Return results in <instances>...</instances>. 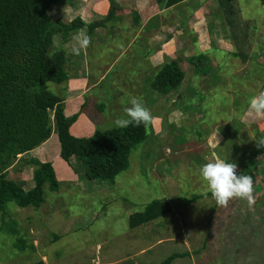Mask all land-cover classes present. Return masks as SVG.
<instances>
[{
    "label": "rangeland",
    "instance_id": "rangeland-1",
    "mask_svg": "<svg viewBox=\"0 0 264 264\" xmlns=\"http://www.w3.org/2000/svg\"><path fill=\"white\" fill-rule=\"evenodd\" d=\"M234 3L239 12L233 11L230 19L236 33L241 31L243 38L244 34H250V39L257 33H264V0H235ZM230 5L234 10L233 2ZM224 30L226 33L230 31L226 24ZM237 36L240 38V33ZM142 39L143 36L128 54L133 49L137 51ZM235 46L244 51L241 45ZM250 46V56L244 62L226 51L217 50L211 61L203 54L204 58L195 56L184 65L182 84L180 82L177 90L170 94V91L163 92L160 108L154 112L158 123L154 124L153 119L150 124L144 125L145 139L130 149L128 163L131 168L138 161L135 157L138 152L151 154L150 164H156V170L151 168L150 172L143 170L142 173L140 170L134 173L132 177L136 187L121 183L122 173L111 186L99 182L106 187L99 194L82 192L74 187H66L63 191L57 188L51 192L44 185V215L31 207L17 208L8 201L6 215L3 218L0 215V264H34L40 261L41 255L46 264H93L94 259L101 264H159L173 253L186 252L178 244L173 248L156 246L137 256L136 251L150 245L152 240L130 238L129 234H133L130 232L126 237V230L129 229L126 228L121 200L130 203L147 201L159 195L162 197L157 179L175 187L172 194L179 198L175 202L178 204L175 209L177 217L175 213L168 217L172 220L175 235L188 244L191 252V255L175 259L170 264H264V154L254 157L255 163L249 164L253 173L255 205L250 208L246 200L233 199L231 203L236 209L233 222L212 232L210 228L207 231V227L215 200L212 197H194L204 194L192 193L186 184V159L185 153H181L184 150L194 152L200 170L206 163L205 158L199 155L208 149L205 140H202L207 133L215 129L221 132L225 140L222 146L224 152L230 150L229 146H233L238 137L245 141L250 151L256 139L264 138V116H257L249 110L250 99L264 92V43L253 39ZM54 51L50 47L48 54ZM218 68L221 79L212 78L210 81L215 72L206 74ZM110 81L113 80L107 76L102 87L106 88ZM46 86L49 92L55 93L56 85L47 83ZM185 88L188 90L185 91ZM106 99H113V96H106ZM171 99L177 109L172 110L168 105ZM248 136L254 138H251L252 142ZM244 147H240L244 151L242 155L246 153ZM241 161L230 160L237 166ZM145 179L149 185L146 186V198H142L140 180L144 182ZM139 205L131 204L132 211H140L142 207ZM25 213L31 215V222L40 230L37 231L36 241L46 243L45 247L32 246V236L21 220Z\"/></svg>",
    "mask_w": 264,
    "mask_h": 264
},
{
    "label": "crops",
    "instance_id": "crops-1",
    "mask_svg": "<svg viewBox=\"0 0 264 264\" xmlns=\"http://www.w3.org/2000/svg\"><path fill=\"white\" fill-rule=\"evenodd\" d=\"M234 2L235 0L233 1L234 11L239 12ZM111 7L112 15L101 26L95 27L90 34L87 32L91 37V43L88 49L82 51L80 55H73L70 50L75 45V37L81 28L65 35L55 34L52 37L51 48L63 52L66 60L64 71L67 75V80L62 85H57L55 94L60 97L63 115L65 117L76 115L74 122L69 127L70 135L75 138H87L93 135L95 131L102 132L119 128L114 125V120L125 115L123 110L129 106L126 102L131 96L142 97L144 105L153 112L154 124L158 123V118L154 112L160 108V101L164 93L152 91L151 83L155 73L166 61H176L184 78L183 67L195 56L204 58L203 54H205L211 61V56L215 51L222 50L236 57L234 54L238 47L235 45L239 44L244 49L247 56L246 60H248L252 47L250 46L251 41L254 39L255 42L264 43V33L261 35L257 33L252 39L247 33L244 34L243 38L242 32L238 31L240 39L235 29H233L232 36L230 31L226 33L223 16L216 0H181L171 5H167L165 1L157 4L156 0H57L47 8L46 16L50 22L59 20L63 23H69L73 19H79L82 23L89 24L105 18ZM120 34L123 35L119 37ZM142 36V43L137 45V51L133 49L132 53L128 54L131 47ZM236 37L237 40H235ZM228 47L231 49L228 50ZM212 72L215 74L209 78L210 81L212 78L221 79L219 68L217 71H209L206 75H210ZM107 76L113 81H110L106 88H103L102 83ZM179 86L180 84L177 87ZM177 87L168 89L166 92L170 91V94L176 91ZM189 88L191 89V87ZM187 90L188 88H185V91ZM111 95L113 99H106V96ZM105 102L106 105L104 106ZM168 105L172 110L177 109L174 107L173 99L169 101ZM170 120L172 121V116H170ZM219 126L221 127V121ZM215 130L207 133L202 139L203 142L205 140V147L208 149L199 156H203L206 163L216 159L226 162H230L232 159L241 161L244 157L247 158L251 155L252 150L250 151V147L245 145V141L240 140L239 137L234 140L233 146H229L230 150L224 152L222 146L225 140H223L221 132ZM248 138H250L249 141L251 138L254 139L251 136ZM241 146H245L246 153L244 155H242L244 151L240 149ZM183 152L187 166L185 168L186 184L192 193L204 194L206 183L199 174L197 157L194 152L184 150L181 153ZM135 157L138 161L133 163L134 167L131 168L128 163L127 168L121 172L124 177L119 179L121 183L129 184L131 188L136 187L132 177L135 172L140 170L142 173H144L143 170L150 172L151 168L156 170V164L154 162L150 164L151 154L138 152ZM211 158L215 160L209 161ZM29 160L49 163L58 182L57 188L62 191L66 187H74L82 192L99 194L106 189L105 184L111 186L118 177L117 175L112 183L105 182V184L86 180L83 176V165L78 158L71 156L67 162H64L59 157V145L53 127L49 137L43 143L18 155L6 171V178L20 186L23 191H27L33 186L31 165L27 163ZM157 180V187L163 193L162 197L159 195L147 201L130 202L137 206L141 204L139 205L140 208L142 207L140 211H132L131 204L121 200V206L126 217V228L129 229L126 230V237L127 233L130 232L133 233L129 234L128 237L130 238L152 240L150 245L142 246L136 251L137 256L146 254L156 246L173 248L175 245L181 244L186 252L173 254H185L180 257L184 258L191 255L188 244L175 235L171 225L172 220L168 217L175 213L178 206L175 202L179 198L172 194V189L175 188L173 185L163 184L160 179ZM140 184L143 186L141 197L146 198L147 193L145 191L148 189L146 186L149 184L146 179L144 182L140 180ZM152 200L167 203L170 211L155 220L129 228L128 217L141 212L145 205ZM231 202L232 200L227 208L218 205L214 208L208 222L212 232H217L233 222L236 209ZM44 205L43 199L37 208L27 207H31L39 214L44 215L45 211L43 210L46 208ZM175 217H177L176 213ZM31 219V215L26 213L21 219L24 221V226L27 227L26 230L29 235L32 236L31 244L34 248L41 245L45 247L46 243L36 241L37 231L40 230L34 227ZM97 260L94 259L93 264H101ZM40 261L46 264L43 255H41Z\"/></svg>",
    "mask_w": 264,
    "mask_h": 264
},
{
    "label": "trees",
    "instance_id": "trees-1",
    "mask_svg": "<svg viewBox=\"0 0 264 264\" xmlns=\"http://www.w3.org/2000/svg\"><path fill=\"white\" fill-rule=\"evenodd\" d=\"M57 0H0V215H6V204L11 201L18 208H37L43 202V186L56 191L58 182L49 163L29 160L32 188L23 191L13 181L6 178V171L18 155L28 152L43 143L53 127L59 145V157L67 162L71 156L78 158L84 168L86 180L113 182V179L128 166L130 149L145 139L144 125L127 128H112L95 132L87 138L70 135L69 127L76 115L65 117L60 97L47 90V83L62 85L67 80L64 71L65 57L62 51H48L55 34L65 35L86 28L92 30L101 26L112 15V7L107 16L89 24L73 19L69 23L59 20L50 22L47 8ZM165 1L167 5L181 0ZM234 0H216L223 21L232 36L234 23L231 3ZM235 12V11H234ZM239 49V48H238ZM236 50L235 56L244 62L246 53ZM182 72L176 61L163 63L155 73L151 87L159 93L175 89L182 80ZM251 155L240 162L237 173L252 177L249 164L254 157L264 154V147L256 144ZM253 179V177H252ZM264 180V177L262 178ZM264 195V187H263ZM211 197L209 193L207 196ZM214 203V208L216 207ZM170 211L167 203L152 200L139 213L128 217L129 228L155 220ZM211 211V213H212ZM210 213V216H211ZM209 224V223H208ZM209 231V227H207ZM185 254H171L159 264H170L175 258ZM34 264H43L38 261Z\"/></svg>",
    "mask_w": 264,
    "mask_h": 264
},
{
    "label": "clouds",
    "instance_id": "clouds-1",
    "mask_svg": "<svg viewBox=\"0 0 264 264\" xmlns=\"http://www.w3.org/2000/svg\"><path fill=\"white\" fill-rule=\"evenodd\" d=\"M75 41L70 51L71 54L78 56L88 49L91 37L86 29L81 28ZM126 103L129 106L123 110L125 115L114 120L116 127L127 128L129 125H148L152 122V112L144 105L142 97L131 96ZM249 110L257 116H264V92L250 99ZM217 142L219 143L218 139ZM256 146L264 147V138L256 139ZM237 167L235 162H226L221 159L207 162L200 167L199 174L206 183L204 194L207 196L210 193L220 207L227 208L233 199L246 200L250 208L256 203L252 177L238 174Z\"/></svg>",
    "mask_w": 264,
    "mask_h": 264
}]
</instances>
